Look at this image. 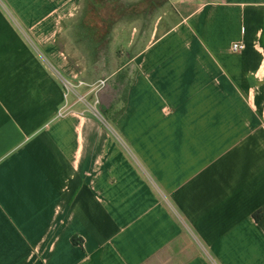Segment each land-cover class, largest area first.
<instances>
[{
  "label": "crops",
  "instance_id": "1",
  "mask_svg": "<svg viewBox=\"0 0 264 264\" xmlns=\"http://www.w3.org/2000/svg\"><path fill=\"white\" fill-rule=\"evenodd\" d=\"M75 2L0 0V264H264V0H165L100 116L57 78Z\"/></svg>",
  "mask_w": 264,
  "mask_h": 264
},
{
  "label": "rangeland",
  "instance_id": "2",
  "mask_svg": "<svg viewBox=\"0 0 264 264\" xmlns=\"http://www.w3.org/2000/svg\"><path fill=\"white\" fill-rule=\"evenodd\" d=\"M173 19L165 0H76L60 43L78 76L57 78L66 91L74 88L78 104L95 115L103 114L109 102L118 103V110L134 72L132 58Z\"/></svg>",
  "mask_w": 264,
  "mask_h": 264
},
{
  "label": "built area",
  "instance_id": "3",
  "mask_svg": "<svg viewBox=\"0 0 264 264\" xmlns=\"http://www.w3.org/2000/svg\"><path fill=\"white\" fill-rule=\"evenodd\" d=\"M229 49L233 53H238L244 49V43L241 40H235L230 44ZM104 83L105 82L103 80L99 81V84L102 86Z\"/></svg>",
  "mask_w": 264,
  "mask_h": 264
},
{
  "label": "trees",
  "instance_id": "4",
  "mask_svg": "<svg viewBox=\"0 0 264 264\" xmlns=\"http://www.w3.org/2000/svg\"><path fill=\"white\" fill-rule=\"evenodd\" d=\"M116 115H118V114H116Z\"/></svg>",
  "mask_w": 264,
  "mask_h": 264
}]
</instances>
